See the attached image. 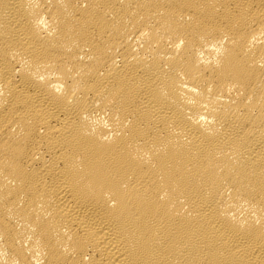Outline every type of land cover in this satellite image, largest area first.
I'll list each match as a JSON object with an SVG mask.
<instances>
[{
  "label": "bare ground",
  "instance_id": "obj_1",
  "mask_svg": "<svg viewBox=\"0 0 264 264\" xmlns=\"http://www.w3.org/2000/svg\"><path fill=\"white\" fill-rule=\"evenodd\" d=\"M0 264H264V0H0Z\"/></svg>",
  "mask_w": 264,
  "mask_h": 264
}]
</instances>
